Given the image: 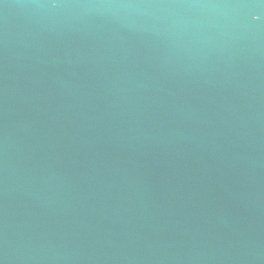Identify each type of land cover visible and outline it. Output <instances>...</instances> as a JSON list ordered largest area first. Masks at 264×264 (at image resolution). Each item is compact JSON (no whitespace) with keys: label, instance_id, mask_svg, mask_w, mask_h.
I'll return each mask as SVG.
<instances>
[{"label":"water","instance_id":"1","mask_svg":"<svg viewBox=\"0 0 264 264\" xmlns=\"http://www.w3.org/2000/svg\"><path fill=\"white\" fill-rule=\"evenodd\" d=\"M0 264H264V0H0Z\"/></svg>","mask_w":264,"mask_h":264}]
</instances>
